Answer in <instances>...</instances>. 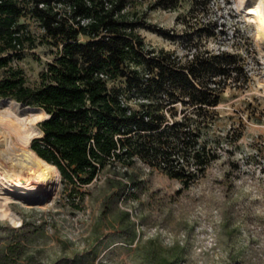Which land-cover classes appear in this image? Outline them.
Masks as SVG:
<instances>
[{
  "label": "rangeland",
  "instance_id": "rangeland-1",
  "mask_svg": "<svg viewBox=\"0 0 264 264\" xmlns=\"http://www.w3.org/2000/svg\"><path fill=\"white\" fill-rule=\"evenodd\" d=\"M137 2L148 22L176 34L166 38L140 27L149 45L180 54L199 45L244 58L246 74L224 88L205 134L219 156L186 186L138 160L127 172H102L76 196L68 195L51 164L52 189L42 199L10 203L20 218L0 221V242L17 248L10 252L14 264H155L150 251L171 259L168 264H264V24L240 0H211L194 15L188 13L189 1L177 9L149 10L148 1ZM182 13L193 23L212 21L211 29L191 39L183 34ZM20 21L33 39L6 53L11 57L0 67V78L20 70L35 87L59 45L42 42L41 24L30 13Z\"/></svg>",
  "mask_w": 264,
  "mask_h": 264
},
{
  "label": "trees",
  "instance_id": "trees-1",
  "mask_svg": "<svg viewBox=\"0 0 264 264\" xmlns=\"http://www.w3.org/2000/svg\"><path fill=\"white\" fill-rule=\"evenodd\" d=\"M137 1L0 0V67L9 65L8 54L33 39L20 21L25 12L41 24L43 43L59 45L38 86H28L13 69L0 78V98L11 96L49 113L38 122L43 135L34 137L31 147L60 171L68 195L76 196L104 171L127 172L138 160L186 186L219 156L205 134L224 88L246 74L244 58L199 45L183 54L149 45L140 27L166 38L176 39V34L148 22ZM146 1L147 9H177L189 1L191 15L211 2ZM186 14L179 15L184 35L192 39L211 29L212 21L195 17L193 23ZM16 249L0 242V264H14L10 252ZM148 254L155 264L171 262L154 251Z\"/></svg>",
  "mask_w": 264,
  "mask_h": 264
},
{
  "label": "bare ground",
  "instance_id": "bare-ground-1",
  "mask_svg": "<svg viewBox=\"0 0 264 264\" xmlns=\"http://www.w3.org/2000/svg\"><path fill=\"white\" fill-rule=\"evenodd\" d=\"M246 11L259 15L264 24V0H240ZM47 116L40 107H30L12 98L0 100V221L17 223L11 202H33L48 195L55 176L51 164L32 149V138L43 133L38 121Z\"/></svg>",
  "mask_w": 264,
  "mask_h": 264
},
{
  "label": "water",
  "instance_id": "water-1",
  "mask_svg": "<svg viewBox=\"0 0 264 264\" xmlns=\"http://www.w3.org/2000/svg\"><path fill=\"white\" fill-rule=\"evenodd\" d=\"M45 113L47 114V116H49V113H48V112L45 111ZM47 116H46L45 118H47ZM45 118H44V119H45ZM41 120H43V119H41Z\"/></svg>",
  "mask_w": 264,
  "mask_h": 264
}]
</instances>
